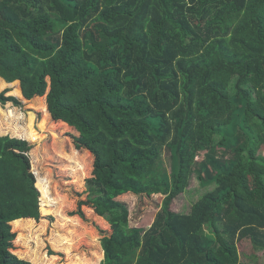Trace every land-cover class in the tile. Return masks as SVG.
<instances>
[{
	"label": "trees",
	"instance_id": "trees-1",
	"mask_svg": "<svg viewBox=\"0 0 264 264\" xmlns=\"http://www.w3.org/2000/svg\"><path fill=\"white\" fill-rule=\"evenodd\" d=\"M0 83L2 105L45 96L43 121L93 154L80 204L110 224L101 264H259L238 241L264 249V0H0ZM32 148L0 137V264H33L13 251L39 189L48 207ZM195 174L207 190L179 212ZM129 192L165 197L131 225Z\"/></svg>",
	"mask_w": 264,
	"mask_h": 264
},
{
	"label": "rangeland",
	"instance_id": "rangeland-1",
	"mask_svg": "<svg viewBox=\"0 0 264 264\" xmlns=\"http://www.w3.org/2000/svg\"><path fill=\"white\" fill-rule=\"evenodd\" d=\"M0 89L3 86L0 83ZM8 88V87H5ZM3 88V89H5ZM23 99V98H21ZM41 99L45 101V96ZM24 100V99H23ZM31 102L23 101L22 106H13L11 102L0 104V137H19L29 141L33 146L29 152L31 171L36 177L45 179L48 193L47 210H43L42 191H40L41 218L36 221L19 220L14 225L17 237L13 251L33 264H101L104 252L101 239L103 232H111L110 224L100 217L89 204H80L87 199L86 180L93 175L94 156L87 149L75 146L76 132L57 123L48 117L44 122L43 107L31 106ZM12 109L16 117L11 120L7 113ZM244 105H240L237 113L242 114ZM34 122V128L42 138L33 141L23 135L25 127ZM17 127L22 136H16L12 129ZM25 133L28 134L27 131ZM176 150L166 149L164 159L170 167V154ZM264 151V149H263ZM82 167V168H81ZM199 174V173H198ZM209 189V188H208ZM207 188L200 185L195 174L191 185L183 194L174 199L173 208L186 212L205 192ZM131 210L130 224L144 219H153L164 200L162 194L136 195L127 193L119 197ZM243 261L257 256V262L264 264V249L253 251L248 238L238 241Z\"/></svg>",
	"mask_w": 264,
	"mask_h": 264
},
{
	"label": "crops",
	"instance_id": "crops-1",
	"mask_svg": "<svg viewBox=\"0 0 264 264\" xmlns=\"http://www.w3.org/2000/svg\"><path fill=\"white\" fill-rule=\"evenodd\" d=\"M19 91H20V90H19ZM44 105L47 106L46 101H43V103H42V105H40V107H43Z\"/></svg>",
	"mask_w": 264,
	"mask_h": 264
},
{
	"label": "clouds",
	"instance_id": "clouds-1",
	"mask_svg": "<svg viewBox=\"0 0 264 264\" xmlns=\"http://www.w3.org/2000/svg\"><path fill=\"white\" fill-rule=\"evenodd\" d=\"M11 92V91H10ZM9 93V92H8ZM15 95V94H14ZM16 96H18V95H16ZM19 97V96H18ZM20 98V97H19ZM24 99V98H23ZM48 110V109H47ZM164 196V195H163ZM165 197V196H164Z\"/></svg>",
	"mask_w": 264,
	"mask_h": 264
}]
</instances>
